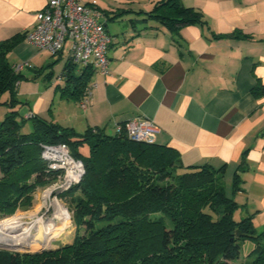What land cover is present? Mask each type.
Masks as SVG:
<instances>
[{"label": "crops", "instance_id": "crops-1", "mask_svg": "<svg viewBox=\"0 0 264 264\" xmlns=\"http://www.w3.org/2000/svg\"><path fill=\"white\" fill-rule=\"evenodd\" d=\"M158 1L96 0L111 38L108 74L92 76L85 110L78 102L62 100L70 114L61 125L77 133L99 128L113 135L119 133L117 124L138 117L151 120L159 130L153 141L174 149L184 167L222 169L229 195L238 172L239 189L232 196L238 205L234 219L250 217L260 230L264 226V0H181L201 12L205 23L185 26L177 34L147 18ZM45 4L46 0H0V42L19 36L9 62L12 66L27 62L21 73L34 70L47 75L49 83L42 80L44 88L38 89L28 117L50 120L47 111L57 97L52 86H64L63 79L53 81L54 68L59 77L68 50L55 55L38 51L25 38Z\"/></svg>", "mask_w": 264, "mask_h": 264}, {"label": "trees", "instance_id": "trees-1", "mask_svg": "<svg viewBox=\"0 0 264 264\" xmlns=\"http://www.w3.org/2000/svg\"><path fill=\"white\" fill-rule=\"evenodd\" d=\"M146 15L176 34L205 23L181 0H159ZM19 40L0 42V100L7 95L10 108L19 103V72L8 54ZM94 73L67 62L64 86H56L61 97L79 102ZM17 116L11 109L0 124V217L31 207L35 190L55 180L40 157L41 145L66 144L85 172L59 195L71 205L77 227L72 241L33 255L0 251V264H231L246 240L253 243L248 264H264V226L257 230L250 217L234 219L237 171L227 195L222 169L184 167L174 149L154 141L134 142L124 131L109 135L99 128L77 133L34 114L27 118L31 132L22 133ZM84 144L86 157L79 153Z\"/></svg>", "mask_w": 264, "mask_h": 264}, {"label": "built area", "instance_id": "built-area-1", "mask_svg": "<svg viewBox=\"0 0 264 264\" xmlns=\"http://www.w3.org/2000/svg\"><path fill=\"white\" fill-rule=\"evenodd\" d=\"M96 0L81 3L79 0H46L35 17V25L25 34L28 43L38 51L59 54L68 50V62L78 69L92 68L103 76L108 74L107 50L111 38L105 23L100 19ZM29 66L27 62L14 65L20 72ZM62 81V77L56 78ZM92 83L78 102L81 110L88 107ZM118 132L124 131L134 142L150 143L158 133L157 126L148 119L134 118L117 124ZM41 159L47 171L55 173V180L46 186L54 198L78 184L85 172L81 160L75 159L64 144L41 145Z\"/></svg>", "mask_w": 264, "mask_h": 264}, {"label": "rangeland", "instance_id": "rangeland-1", "mask_svg": "<svg viewBox=\"0 0 264 264\" xmlns=\"http://www.w3.org/2000/svg\"><path fill=\"white\" fill-rule=\"evenodd\" d=\"M68 48V47H67ZM66 48V49H67ZM55 60H57V56L53 57ZM60 60H57V62ZM49 68L46 67L45 70ZM51 70V69H50ZM50 70H48L50 73ZM58 68H54V75H53V81L56 80L58 77ZM19 91H17L15 99L19 101V103H16L12 108L9 107V104L7 103L8 98L7 95H4L1 100H0V124L3 121L4 117L6 114L11 110H17L18 116H17V121L21 124V132L22 133H29L32 130V122L31 120H28V114H30L31 110V105L33 100L36 97L38 89L41 87L44 88L42 84H46L45 82L47 81L46 76L47 75H42L39 74V72L34 71V70H27L23 71L22 73L19 72ZM54 88V91H57V97L52 103L51 107L47 111V114L50 118V120H53L54 122H57L59 124L61 123H66L68 118V115L70 114L69 108L62 102L68 101L67 99H64V97H61V91L59 87L52 86ZM71 102H73L71 100ZM73 104V103H72ZM69 121V120H68ZM111 133V132H110ZM79 153L86 157L89 153V147L87 144H84L83 146L79 147ZM229 180V179H228ZM227 188H226V193L229 195L230 192V184L229 182L226 183ZM54 192L49 193V190L46 189L45 187H38L35 192L33 193V203L31 207L28 208H21L18 209L13 215L11 216H2L0 217V222L10 218V221L12 218L17 215H23V220L25 222H31L33 220H36L38 218L42 219H52L55 225H63L65 222H68V226L64 229V231L60 234L59 237L53 238L49 241V244L46 246L44 249H36L34 251L26 250V251H11L9 249H3L0 248V251L3 252H11V253H20V254H28V255H33V254H40L42 252H49L52 250H55L65 244H68L72 241L73 236L77 230V227L73 221L72 213L69 210V207H71L69 203V199H62L60 196H56V199L53 197ZM63 207L64 209L67 210L68 215H66L64 218L59 217L62 213L60 210L57 208ZM49 221V220H48ZM63 221V222H62ZM4 223L2 225L8 224ZM40 227L39 225L34 226V228L31 230L32 236H35L34 238H39V241H43V233L40 232ZM79 232L81 233L83 231V228H78ZM39 232V233H38ZM39 245V244H38ZM253 248V243L250 241H243L241 243V248H240V256L237 260L233 261L231 264H248V258L247 255ZM42 250V251H41ZM38 251H41L38 253Z\"/></svg>", "mask_w": 264, "mask_h": 264}, {"label": "bare ground", "instance_id": "bare-ground-1", "mask_svg": "<svg viewBox=\"0 0 264 264\" xmlns=\"http://www.w3.org/2000/svg\"><path fill=\"white\" fill-rule=\"evenodd\" d=\"M57 209L62 213L59 217L64 218L68 215L67 210L63 207ZM68 224V222H65L61 226H56L52 219L45 220L41 217L31 222H25L23 215L17 214L12 218L11 222L0 226V248L17 251L44 249L51 239L60 236ZM36 225L41 226L39 230L43 233V241H39V238H34L35 236L31 234V230Z\"/></svg>", "mask_w": 264, "mask_h": 264}, {"label": "water", "instance_id": "water-1", "mask_svg": "<svg viewBox=\"0 0 264 264\" xmlns=\"http://www.w3.org/2000/svg\"><path fill=\"white\" fill-rule=\"evenodd\" d=\"M239 235V234H238ZM9 250H11V251H17V250H12V249H9ZM42 251V250H41ZM41 251H38V253H40Z\"/></svg>", "mask_w": 264, "mask_h": 264}]
</instances>
